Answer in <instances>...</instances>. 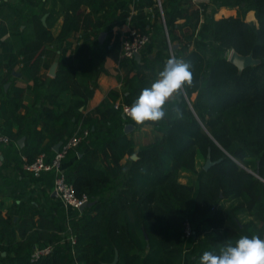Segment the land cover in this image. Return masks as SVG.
<instances>
[{"label": "trees", "instance_id": "1", "mask_svg": "<svg viewBox=\"0 0 264 264\" xmlns=\"http://www.w3.org/2000/svg\"><path fill=\"white\" fill-rule=\"evenodd\" d=\"M22 1L20 11L11 1H4L0 9V117L4 119L0 129L15 143L21 133L34 130L24 147L29 160L40 152H46L50 160L56 153L52 143L35 148L34 139L41 138L39 130H52L53 125L60 126L58 130H76L64 122L69 120L70 112L78 111L77 103H84L93 93L96 73L104 70L107 55L134 71L123 78L127 91L123 101L127 103H132L142 88L150 87L170 56L191 65L193 82L182 89L179 97L166 103L167 116L163 120L145 122L153 125L155 135L140 146L137 159H130L127 181L119 183L124 171L120 160L137 140L132 131L125 130L124 124L131 120L115 107L118 92L110 90L100 109L104 112L107 101L112 100L113 114L109 118L105 114L102 118L92 117L93 121L84 124L90 134L102 127L107 133L104 135L102 130L85 160L82 157L65 171L77 192L87 193L89 201L94 202L83 210L59 208L56 215L38 210L37 222L36 209L16 219L14 213L22 204L16 200L4 216L1 202L0 264H106L117 252V264H182L187 250L188 263L199 264L204 251L219 254L221 248L228 242L234 245L241 235L255 234L264 239V0H211L203 3L202 21L200 10L192 7L190 0H164L169 35L156 0H127L119 14L115 9L118 0H63L59 8L57 3L47 8L46 0ZM132 1L137 13H131ZM82 4L89 5L90 15L95 13L100 22L90 20L75 56L67 55L58 45L57 73L39 81L42 66L49 65L53 54L48 44L73 35L79 26ZM222 4L237 7L239 12L216 17ZM248 10L255 11L257 22L245 18ZM46 12L49 15L44 22ZM16 14L20 20L15 19ZM61 14L63 20L56 34L54 26ZM5 18L10 22L6 23ZM129 19L150 35L140 60L122 53L125 34L114 30L115 23ZM20 21L25 23L23 29ZM102 29L108 33L100 40ZM169 40L173 45L178 43L173 55ZM233 50L252 54L255 61L240 68L227 55ZM18 64L24 75L47 84L40 100L43 129L28 125L32 122L29 117L19 114L22 107L26 114L33 109L34 104L24 103L26 88L16 83L4 87V71L8 79L14 78ZM83 78L91 81V87ZM66 92L78 94L68 107L60 100ZM176 109L181 116H177ZM15 123L23 131L15 132ZM72 134L74 131L60 138ZM99 150L105 152L108 168L99 163ZM209 151L212 160L218 161L206 169ZM18 158L23 165L22 156ZM257 169L260 176L254 172ZM183 170L191 172L188 183L179 180ZM27 173L31 180L32 176L53 188L54 170L40 175ZM233 198L240 202L225 206V201ZM34 205L29 202L26 210ZM245 210L258 217L261 225L253 219L241 221L238 214ZM187 224L191 226L188 236ZM70 236H75L74 243ZM48 245L52 247L49 253L33 257L37 248Z\"/></svg>", "mask_w": 264, "mask_h": 264}, {"label": "crops", "instance_id": "2", "mask_svg": "<svg viewBox=\"0 0 264 264\" xmlns=\"http://www.w3.org/2000/svg\"><path fill=\"white\" fill-rule=\"evenodd\" d=\"M13 2L17 4L16 11H20L24 3L22 0H6V2ZM63 0H54V3H57V7L62 4ZM127 0H118L117 5L115 6V9L117 11V14L121 12V6L122 4L126 3ZM132 10L131 13H137L138 8L135 7V4L133 1L131 2ZM82 12L79 15V26L76 31H74L69 39L63 40V41H53L48 44V48L51 50L52 56H49L51 58V62L49 65L44 64L40 70V73L38 75L39 81H44L47 78L55 76L58 70V59L57 54L60 52L59 48H57L58 45H62L63 49L66 50L67 55L75 56L78 54L77 46L81 42V34L84 32V30L89 27L90 20L92 19L94 23L100 22L96 17L97 15L91 14L90 6L87 4L81 5ZM226 8H223L225 11ZM104 10V9H103ZM229 11V12H228ZM238 11L237 7H228L227 10L223 13L221 11H217L215 16L219 17L217 14H221L220 16H228V15H236ZM219 12V13H218ZM49 13V12H47ZM100 14V13H99ZM247 19L250 21L257 22L256 14L254 10H249L247 12ZM43 17V16H42ZM62 17L63 14L60 15L58 22L54 26L55 33L57 34L60 30L61 23H62ZM16 20H20L19 14L15 15ZM5 22L9 23V19L5 18ZM17 22V21H16ZM130 21H126L125 23H115L114 30L119 31L120 34H123L124 29L126 30L127 26L129 25ZM20 28L23 29L25 27V23H22L20 21ZM125 32V31H124ZM107 29H102L98 36L100 40H103L107 36ZM103 34V35H101ZM8 36V34L6 35ZM55 54V55H54ZM55 64L54 67V73L52 72V66ZM103 71H100L99 73H96V82L95 86L93 88V93L91 95H87V98L85 99V102L79 101L77 105L78 111L77 112H70L69 113V120L65 121L64 124L68 125L70 123V127H76V130H58V127L55 126L52 128V130H39L41 132V138H39L37 141L34 139L35 148L37 147L41 148L42 146L49 145V143H52L54 148L58 143H64L66 141V136L64 139L60 138L61 134L67 135L70 131H80L84 129L85 122H91L93 121L91 118H102L104 114L109 118L113 114V110L115 107H113V104H111V101H107V104L109 103L108 107H104L105 111L102 112L100 109V104L104 102L107 98L108 92L112 89L116 90L118 92L119 97L116 99V101H123L124 94L127 93L126 86L124 85L123 78L126 75H131L134 73V71H129V69L126 66L120 65L118 59L114 57L113 55H107L105 58V61L103 63ZM14 78L10 77L8 79V76H6V72L4 71L2 78L4 79V87L5 89H8L12 83H16L18 85L24 86L26 88V93L24 95V103L28 104H34L32 107L33 109L29 112V114H26V108L22 107L19 109V114L21 117H24L26 115L29 117V119L32 121L28 125H36L38 129H43V121L40 119V100L42 92L45 91L47 88V84L45 83H38V80H35L33 78H29L26 75L23 74L21 70V64H18L14 68ZM12 78V79H11ZM83 80L86 82L87 87L89 88L91 81L90 80ZM90 82V83H89ZM89 83V84H88ZM40 85V88H36L37 85ZM84 84V83H83ZM91 87V86H90ZM74 89V86H72V91ZM83 91L84 86H83ZM85 93H88L87 90H85ZM74 92H71V94H68V92L63 93L60 97L61 102L64 106L67 105V107L71 104V101L75 99ZM195 96V93H194ZM193 96V97H194ZM0 93V105L2 103ZM114 101V102H116ZM73 102V101H72ZM115 104V103H114ZM25 118V117H24ZM40 119V120H39ZM0 121L3 122V117H0ZM34 121V123H33ZM69 121V122H68ZM128 123H131L132 126H130L129 131H132L133 134L136 137V145L129 151L126 152L124 157L120 160L121 165L123 166V174L122 176L117 180L118 183L127 181L128 177V170L130 167L131 160L130 159H137L138 158V150L140 146L146 142L147 140L154 137V127L151 124L145 123L143 125H137L132 120L126 121V125ZM93 124V123H92ZM95 128V124L92 125V129ZM13 130L15 132L17 131H23L19 130V123H15ZM102 130L103 127H102ZM102 130H95L89 133V137L84 139L79 148H77L75 151L71 152L68 156H66L63 167L66 170H69L70 167L75 165L82 157L88 156L89 150L95 147V144L97 141V135ZM34 133V130H26V132H23L19 135V137L16 139V143L13 141L11 143L7 144H0V203L3 202L1 210L2 214L4 216L8 215L11 211V206L14 204V202L17 200L19 202L18 204H22L20 206V209L18 212L14 213L15 218L18 219L20 215H25L31 210H35L34 212V220L37 222L40 217V213L38 210H43V213L46 214V212L52 213L53 215H56L58 213L59 208H65L66 211H69L71 209H68L67 206L63 204V202L59 199L57 194L54 192L53 188H51V185L46 183H41L37 179L32 178V180L29 178L28 173L30 172L27 169L23 168L22 162H20L18 155L26 156L24 152V147L29 143L30 141V135ZM21 138H23V141L21 142ZM13 140V139H12ZM61 145V144H60ZM77 147V146H76ZM74 147V148H76ZM73 148H71L72 150ZM56 150V148H55ZM70 150V151H71ZM97 158L99 160V163L103 167H109V164L107 160L105 159V152L102 150H99L97 152ZM201 162V158L198 159ZM32 173V172H31ZM191 172L188 171H181L179 180L183 183L190 182L189 177ZM33 174V173H32ZM195 179V175L192 176ZM109 191H107V194ZM94 201V200H93ZM26 202V203H22ZM30 202L31 206L34 205V208L30 210H26L27 204ZM32 202V203H31ZM240 202L239 198H233L230 200L225 201V206H233ZM85 206L84 208H86ZM83 208V209H84ZM80 209V208H79ZM80 209V210H83ZM12 211H16V208H13ZM238 217L241 221L246 222L251 219H253L256 224L261 225L262 221L256 217L255 215L250 214L248 211H241L238 214ZM189 258L190 254L188 250L186 251L184 255V260L182 264H189Z\"/></svg>", "mask_w": 264, "mask_h": 264}, {"label": "clouds", "instance_id": "3", "mask_svg": "<svg viewBox=\"0 0 264 264\" xmlns=\"http://www.w3.org/2000/svg\"><path fill=\"white\" fill-rule=\"evenodd\" d=\"M193 73L191 65L183 59L170 56L150 87L141 89L130 106L123 109L124 115L137 125L146 121L158 122L167 116L166 103L179 97L184 87H191ZM177 116H181L176 109ZM199 264H264V239L259 235H241L235 243L228 242L219 254L204 251Z\"/></svg>", "mask_w": 264, "mask_h": 264}, {"label": "built area", "instance_id": "4", "mask_svg": "<svg viewBox=\"0 0 264 264\" xmlns=\"http://www.w3.org/2000/svg\"><path fill=\"white\" fill-rule=\"evenodd\" d=\"M6 0H0V9L3 5V2ZM192 7L200 10L201 16L200 20L204 18L203 3H209L211 0H190ZM157 5L160 7L161 18L165 25L166 34H168V28L166 25L165 16L163 13L162 2L161 0H156ZM130 21V19H129ZM124 37L122 40V53L126 56L134 57L135 52H141L146 43L150 40V35L146 32H143L137 26H134L129 23L127 26ZM169 39V37H168ZM171 53L173 55V43L169 40ZM131 103L124 101H116L115 107L121 108L122 112L126 106H130ZM124 114V112H123ZM90 130L84 128L79 132L76 131L74 134L67 137L66 141L60 145L59 149L56 150L54 156L49 160L47 158L46 152H40L33 160H29L26 156H23V167L28 171L32 172L34 175H40L44 171L54 170V186L53 190L63 202L68 209H79L83 203L89 201V196L87 193L79 194L74 186V184L68 180L65 169L63 167V162L70 152L71 148L78 146L84 139L89 137ZM12 141L11 137L4 131L0 129V144H7ZM191 226L187 224L186 226V235H190ZM72 242H75V236H70ZM52 250L50 245L43 248H37L33 252V257L38 258L41 255L47 254Z\"/></svg>", "mask_w": 264, "mask_h": 264}, {"label": "water", "instance_id": "5", "mask_svg": "<svg viewBox=\"0 0 264 264\" xmlns=\"http://www.w3.org/2000/svg\"><path fill=\"white\" fill-rule=\"evenodd\" d=\"M42 19H43V21L45 22V21H46V16L44 15V16L42 17ZM101 35H103V34H101ZM177 45H178L177 43L174 44L175 47H176ZM141 55H142L141 52H135L134 57H135L137 60H140V59H141ZM253 58H254V57H253L252 54H241V53H239V52H237V51H234V50H233L232 55L229 57V59H230L233 63H235L238 67H240V68H243V67L247 66L248 64L254 62L255 60L252 61ZM54 67H55V64L52 66V72H53V73H54ZM130 126H132L131 123H128V124L126 125V131L129 130ZM20 141L22 142V141H23V138H21ZM60 144H61V143H58V144L56 145V147H55L56 150L59 149ZM216 161H218V160H212V158H211V153H210V151H209L208 154H207L206 161H205V163H204V167L207 169V168H209L212 164H214ZM254 172H255V174H257L258 176H260V171H259V169H257V170L254 171ZM93 202H94V201H88V202H86V203H83V204L80 206V209H83L85 206L90 205V204H92ZM117 260H118V252L116 253L114 260H113L112 262H110V263H106V264H117Z\"/></svg>", "mask_w": 264, "mask_h": 264}, {"label": "rangeland", "instance_id": "6", "mask_svg": "<svg viewBox=\"0 0 264 264\" xmlns=\"http://www.w3.org/2000/svg\"><path fill=\"white\" fill-rule=\"evenodd\" d=\"M161 2H164V0H161ZM46 3H47V8H49V7H51V5L54 3V0H49V1L46 0ZM215 4H216V3H215ZM228 7L230 8L231 6H229V5H225V4H222V6L218 9V11H221V13L224 14V12L227 10ZM223 8H226L225 11L223 10ZM248 11H249V10H248ZM248 11H247V12H248ZM163 12H164V11H163ZM228 12H229V11H228ZM238 12H239V10L237 11V13H238ZM247 12L244 14L246 19H247V16H246V15H247ZM218 13H219V12H218ZM44 15H45L46 18H47V16L49 15V13L46 12V13L43 14V16H44ZM217 15L220 17L221 14L219 13V14H217ZM247 20L250 21L249 19H247ZM124 31H125V29H124ZM124 31H123V34L125 33ZM169 44H170V43H169ZM177 44H178V43H177ZM232 53H233V51H229V52H227V55H229V57H230V56L232 55ZM254 60H255V59L253 58L252 61H254ZM194 93H195V92H194ZM194 93H193L192 96H194ZM107 131H108V130H104V132H103L104 135H105V133H107ZM108 134H109V133H108Z\"/></svg>", "mask_w": 264, "mask_h": 264}]
</instances>
